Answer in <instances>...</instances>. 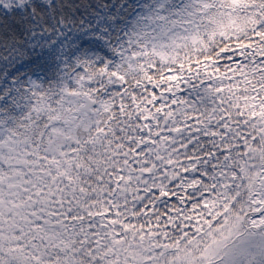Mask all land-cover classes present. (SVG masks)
Masks as SVG:
<instances>
[{
    "label": "snow or ice",
    "instance_id": "1",
    "mask_svg": "<svg viewBox=\"0 0 264 264\" xmlns=\"http://www.w3.org/2000/svg\"><path fill=\"white\" fill-rule=\"evenodd\" d=\"M264 180V0H0V264H207Z\"/></svg>",
    "mask_w": 264,
    "mask_h": 264
},
{
    "label": "rangeland",
    "instance_id": "2",
    "mask_svg": "<svg viewBox=\"0 0 264 264\" xmlns=\"http://www.w3.org/2000/svg\"><path fill=\"white\" fill-rule=\"evenodd\" d=\"M226 195L234 200V204L224 213L225 218L219 221L225 227L219 230L215 228L220 233L219 239L215 240L218 233L215 230L212 232L214 238H209L206 261H216V264L220 262L236 264L235 262L240 260L238 264H244L245 259H250L246 263L264 264L263 259L257 258L258 254L264 256V214L256 217L249 215L248 218L244 215L248 208L256 212L259 206L264 205L263 180L245 181L234 194ZM234 208L236 212L233 211ZM246 225L249 226V230L244 232L243 227L246 228ZM227 243H231L230 249L235 251L229 249L221 261L217 260Z\"/></svg>",
    "mask_w": 264,
    "mask_h": 264
}]
</instances>
